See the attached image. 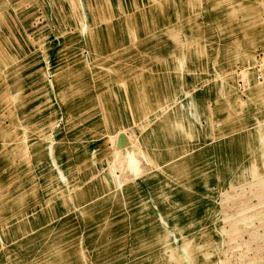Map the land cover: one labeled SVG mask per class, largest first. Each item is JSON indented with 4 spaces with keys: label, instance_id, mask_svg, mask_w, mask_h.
<instances>
[{
    "label": "rangeland",
    "instance_id": "rangeland-1",
    "mask_svg": "<svg viewBox=\"0 0 264 264\" xmlns=\"http://www.w3.org/2000/svg\"><path fill=\"white\" fill-rule=\"evenodd\" d=\"M0 264H264V0H0Z\"/></svg>",
    "mask_w": 264,
    "mask_h": 264
},
{
    "label": "water",
    "instance_id": "water-1",
    "mask_svg": "<svg viewBox=\"0 0 264 264\" xmlns=\"http://www.w3.org/2000/svg\"><path fill=\"white\" fill-rule=\"evenodd\" d=\"M131 146V142L125 133H120L117 139L116 147L118 149H125Z\"/></svg>",
    "mask_w": 264,
    "mask_h": 264
}]
</instances>
